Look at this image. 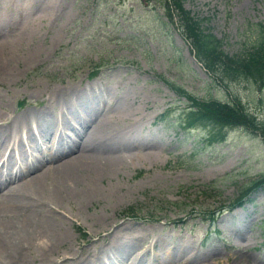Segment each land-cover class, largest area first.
Segmentation results:
<instances>
[{"label": "rangeland", "instance_id": "rangeland-1", "mask_svg": "<svg viewBox=\"0 0 264 264\" xmlns=\"http://www.w3.org/2000/svg\"><path fill=\"white\" fill-rule=\"evenodd\" d=\"M182 4L229 54L254 42L255 24L264 23V0ZM161 10L156 0H0V49L9 62L0 72V121L27 118L0 144V160L35 162L39 145L52 151L62 126L91 111L90 120H100L92 153L96 163L108 162L96 181L81 177L52 206L62 233L48 251L27 249L31 264L64 255L70 263L264 264V183L231 203L264 175V134L231 126L223 140L208 142L201 127L174 120L186 91L236 96L260 118L264 86L243 75L208 77ZM164 108L171 109L155 119ZM209 211L212 222L204 219ZM112 244L125 246L123 253Z\"/></svg>", "mask_w": 264, "mask_h": 264}, {"label": "bare ground", "instance_id": "bare-ground-1", "mask_svg": "<svg viewBox=\"0 0 264 264\" xmlns=\"http://www.w3.org/2000/svg\"><path fill=\"white\" fill-rule=\"evenodd\" d=\"M2 51L0 49V72L5 69L6 63L9 64ZM57 93L56 91L54 94ZM21 118L27 123V118L23 114L11 118H2L3 120L0 121V144L3 143L1 147L7 146L10 129L19 123ZM92 118H94V114L91 111L86 112L85 116L83 114L82 116L77 115L74 121L78 124L77 127L73 125L74 122L68 120L67 125L62 126V129L58 131L55 144L51 146L52 151L48 149L49 145L46 146L45 144L44 147L39 145L40 158L39 155L38 158H34L35 162H26L24 166L17 165L12 169L11 164L5 163L4 169L0 171V264H31V260L34 258H27L28 260L25 258L27 249L32 248L33 250L38 249V251L45 252V250L51 248L54 241L58 240L62 233L58 221H63L62 218L58 219L52 216V206L57 205L68 192L76 189L80 185L81 177H84L87 183H93L102 166H107L108 162L96 163L94 159L96 156L92 153L95 147L98 149V146L95 145V133L100 121L97 119L90 120ZM90 121L91 123L87 127ZM66 137H71L70 142L65 140ZM45 161L48 162L43 163ZM111 246L113 251L119 249L121 253H123L122 250L125 247H121L122 244L121 246L119 244H112ZM54 264H104V262L101 257L96 263L83 257L81 261L70 263L68 256L65 257L64 255Z\"/></svg>", "mask_w": 264, "mask_h": 264}, {"label": "trees", "instance_id": "trees-1", "mask_svg": "<svg viewBox=\"0 0 264 264\" xmlns=\"http://www.w3.org/2000/svg\"><path fill=\"white\" fill-rule=\"evenodd\" d=\"M162 6V21L171 23L186 41L196 61L205 69L210 78H236L243 75L245 79L254 83L256 87L264 86V23H256L254 31L257 39L249 46L241 47L236 52L228 53L221 48V39L201 24L202 18L195 17L182 5V0H156ZM177 92H184L178 85L170 83ZM186 94L185 106L178 110L174 120L182 128L199 126L204 130V140L219 141L225 138V131L231 126H241L246 129L255 128L264 134V110L260 118H255L246 109L238 97L220 99L206 95L196 97ZM264 106V99L261 100ZM264 183V175L251 180L241 190L236 201L242 200L248 192L257 189ZM131 208H127V212ZM209 218L212 211L206 212ZM79 230V228H77ZM80 235L84 233L80 230Z\"/></svg>", "mask_w": 264, "mask_h": 264}]
</instances>
